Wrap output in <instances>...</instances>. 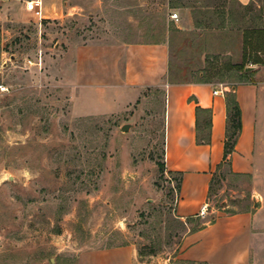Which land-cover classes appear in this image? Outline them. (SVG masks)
Listing matches in <instances>:
<instances>
[{
	"label": "rangeland",
	"instance_id": "374dc122",
	"mask_svg": "<svg viewBox=\"0 0 264 264\" xmlns=\"http://www.w3.org/2000/svg\"><path fill=\"white\" fill-rule=\"evenodd\" d=\"M2 10L0 264H79L123 243L151 264H205L179 256L194 222L177 215V179L162 168L164 86L127 81L126 47L168 39L172 79L239 81L233 63L244 29L264 26V0H43L42 17L0 0ZM260 167L255 181L222 166L210 202L261 207L264 261Z\"/></svg>",
	"mask_w": 264,
	"mask_h": 264
},
{
	"label": "crops",
	"instance_id": "0c3cea01",
	"mask_svg": "<svg viewBox=\"0 0 264 264\" xmlns=\"http://www.w3.org/2000/svg\"><path fill=\"white\" fill-rule=\"evenodd\" d=\"M247 3L249 0H241ZM4 17L3 10L0 18ZM191 18L188 24L192 25ZM168 39L132 42L126 47V78L135 85L159 84L165 89V164L180 175L175 210L179 217L200 214L205 225L190 226L182 237L180 257L205 264H264L260 255L263 233L260 209L227 211L212 205L209 190L213 173L223 160L227 134L226 91L234 89L242 108V128L230 154L234 173L252 174L256 181L264 160V63L257 64L246 80L228 83L207 79L177 80L170 76ZM215 89L219 91L215 92ZM197 106L211 109L209 141L198 140ZM203 118V112L200 111ZM201 118V119H202ZM200 119V120H201ZM203 121V119H202ZM203 126V125H202ZM219 168L218 170H220ZM256 201L264 189L255 183ZM208 202V209L202 206ZM262 205V204H261ZM211 213V221L207 215ZM188 222V221H187ZM79 264H151L141 260L133 243L85 250Z\"/></svg>",
	"mask_w": 264,
	"mask_h": 264
},
{
	"label": "trees",
	"instance_id": "16d2710c",
	"mask_svg": "<svg viewBox=\"0 0 264 264\" xmlns=\"http://www.w3.org/2000/svg\"><path fill=\"white\" fill-rule=\"evenodd\" d=\"M178 5L176 2H170V6ZM226 13H223L225 15ZM197 20V25L201 26L202 22ZM244 52H243V59L239 62L233 63L236 69L239 71V75L241 77L240 80H246L248 75L253 71V69L246 70V65L249 63L260 64L264 63V41L260 40V38L264 35V26H250L244 29ZM207 79V78H203ZM233 84V82L231 83ZM226 101H227V111H228V118H227V134L225 139V151L223 160L219 163L217 170L213 173L211 179V185L209 190V197L212 196V192L214 189V184L216 182L219 168H222L225 164L229 165L230 171L233 172L231 169V160L230 154L235 149V145L237 142V138L239 132L242 128V108L239 104V101L236 96V92L234 89H230L226 91ZM200 111L203 112V118L200 116ZM197 113L199 117L197 118V128H198V140L199 141H209L210 140V133H205L202 131L203 127H210L211 125V109L205 108L201 106H197ZM203 121H202V119ZM201 119V120H200ZM203 125V126H202ZM202 128V129H201ZM163 170L166 169L165 161L162 162ZM170 173L174 174L172 177L177 179V187L180 185L181 177L178 174H175L173 170H168ZM223 175L225 172L222 173ZM211 221L214 219V215L208 218ZM206 219L200 214L188 216V222H194L190 225V229H197L205 225Z\"/></svg>",
	"mask_w": 264,
	"mask_h": 264
},
{
	"label": "built area",
	"instance_id": "2783aa9c",
	"mask_svg": "<svg viewBox=\"0 0 264 264\" xmlns=\"http://www.w3.org/2000/svg\"><path fill=\"white\" fill-rule=\"evenodd\" d=\"M26 7L27 9L33 10L38 16H43V0H26ZM171 16L173 18L179 17V12L177 10H174L171 12ZM30 62H34L31 58H29ZM219 91V89H215V92ZM209 203L206 202L202 206L203 212H205L208 209Z\"/></svg>",
	"mask_w": 264,
	"mask_h": 264
},
{
	"label": "water",
	"instance_id": "95a60500",
	"mask_svg": "<svg viewBox=\"0 0 264 264\" xmlns=\"http://www.w3.org/2000/svg\"><path fill=\"white\" fill-rule=\"evenodd\" d=\"M256 66H257V64H250L249 63V64L246 65L245 68H246V70H250V69L255 68ZM130 125L131 124L129 122H125V123L122 124V128L123 129H128L130 127Z\"/></svg>",
	"mask_w": 264,
	"mask_h": 264
}]
</instances>
